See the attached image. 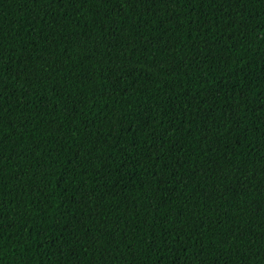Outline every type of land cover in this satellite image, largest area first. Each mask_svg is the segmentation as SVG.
<instances>
[{
    "label": "trees",
    "instance_id": "trees-1",
    "mask_svg": "<svg viewBox=\"0 0 264 264\" xmlns=\"http://www.w3.org/2000/svg\"><path fill=\"white\" fill-rule=\"evenodd\" d=\"M213 261L264 264V0H0V264Z\"/></svg>",
    "mask_w": 264,
    "mask_h": 264
},
{
    "label": "snow or ice",
    "instance_id": "snow-or-ice-1",
    "mask_svg": "<svg viewBox=\"0 0 264 264\" xmlns=\"http://www.w3.org/2000/svg\"><path fill=\"white\" fill-rule=\"evenodd\" d=\"M225 239H226V237H225ZM213 264H216V262H215V261H213Z\"/></svg>",
    "mask_w": 264,
    "mask_h": 264
}]
</instances>
